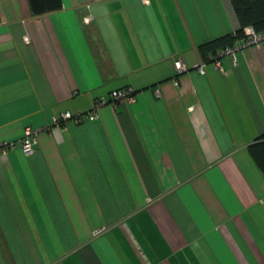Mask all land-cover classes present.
Wrapping results in <instances>:
<instances>
[{
	"label": "crops",
	"instance_id": "crops-1",
	"mask_svg": "<svg viewBox=\"0 0 264 264\" xmlns=\"http://www.w3.org/2000/svg\"><path fill=\"white\" fill-rule=\"evenodd\" d=\"M61 3L0 0V264H264V47L224 73L205 47L240 28L231 1Z\"/></svg>",
	"mask_w": 264,
	"mask_h": 264
},
{
	"label": "built area",
	"instance_id": "built-area-1",
	"mask_svg": "<svg viewBox=\"0 0 264 264\" xmlns=\"http://www.w3.org/2000/svg\"><path fill=\"white\" fill-rule=\"evenodd\" d=\"M235 36V34H234ZM249 47H264V31H257L253 26H245L241 29V38L238 43L231 47H225L220 51H217L212 60L215 64V67L224 73V70L221 68L219 63V58L225 55L231 57L232 61L235 60V52L239 49L249 48ZM205 64L202 63L196 69L198 73L205 74ZM174 68L178 74L186 71V66L181 60H174ZM177 85V82H175ZM156 94L158 91L156 90ZM135 101V90L131 87H126L123 89L115 90L111 92V102L115 103L117 101ZM105 104L104 100H98L94 109L91 112L86 113L85 115H75L73 116L70 112H64L58 117L52 118V126L66 128V123L70 120L75 122H82L85 118L88 120H94L97 117V109ZM38 134L37 130L31 128H25L21 139L19 140V146L22 153L29 155L34 151V145L36 144V136ZM15 147L14 142H5L0 144V156L6 155L8 151Z\"/></svg>",
	"mask_w": 264,
	"mask_h": 264
},
{
	"label": "trees",
	"instance_id": "trees-1",
	"mask_svg": "<svg viewBox=\"0 0 264 264\" xmlns=\"http://www.w3.org/2000/svg\"><path fill=\"white\" fill-rule=\"evenodd\" d=\"M230 1L240 24L235 37H241V29L245 26H253L257 31H264V0ZM29 5L32 14L35 16L57 11L62 7L61 0H29ZM233 38L225 36L205 44V47L207 49H212L216 45L227 47L233 45ZM249 152L258 168L264 173V135L260 136L254 144L249 146Z\"/></svg>",
	"mask_w": 264,
	"mask_h": 264
}]
</instances>
